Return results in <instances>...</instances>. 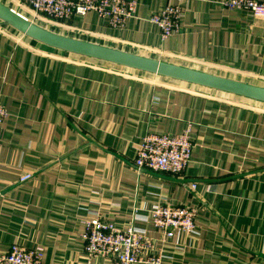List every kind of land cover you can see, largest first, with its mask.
<instances>
[{"label":"crops","instance_id":"obj_1","mask_svg":"<svg viewBox=\"0 0 264 264\" xmlns=\"http://www.w3.org/2000/svg\"><path fill=\"white\" fill-rule=\"evenodd\" d=\"M0 1L32 18L19 0ZM222 1L186 0L167 41L150 21L167 0H140L122 29L96 13L49 28L264 86V21ZM56 51L0 20L9 113L0 126V252L17 242L43 247L42 264H110L86 255L85 221L100 214L158 238L150 211L171 202L197 209L196 231L165 244L164 264H264V103ZM186 129L194 147L184 174L137 171L148 132Z\"/></svg>","mask_w":264,"mask_h":264},{"label":"built area","instance_id":"obj_2","mask_svg":"<svg viewBox=\"0 0 264 264\" xmlns=\"http://www.w3.org/2000/svg\"><path fill=\"white\" fill-rule=\"evenodd\" d=\"M167 1L150 17V21L158 26L163 41L181 29L186 0ZM19 3L33 13L34 20L66 25L72 19H85L96 13L110 27L116 28L136 14L140 0H19ZM222 5L228 9L246 10L264 21V1L224 0ZM8 116L0 99V126ZM193 147L190 129L181 133L150 131L138 146L134 166L139 172L179 176L185 173L191 162ZM29 178L31 174L24 175L21 181ZM191 187L196 189L197 184L192 183ZM196 216L197 209L185 205L171 202L157 205L150 211V221L159 233L156 238L134 225L121 228L96 214L85 221L84 251L90 259L107 257L110 264H164L165 244L176 236L193 234ZM177 248L183 249L180 245ZM43 258V247H26L17 242L7 252H0V264H42Z\"/></svg>","mask_w":264,"mask_h":264},{"label":"water","instance_id":"obj_3","mask_svg":"<svg viewBox=\"0 0 264 264\" xmlns=\"http://www.w3.org/2000/svg\"><path fill=\"white\" fill-rule=\"evenodd\" d=\"M0 20L48 47L264 103V86L85 41L28 21L0 1Z\"/></svg>","mask_w":264,"mask_h":264},{"label":"rangeland","instance_id":"obj_4","mask_svg":"<svg viewBox=\"0 0 264 264\" xmlns=\"http://www.w3.org/2000/svg\"><path fill=\"white\" fill-rule=\"evenodd\" d=\"M19 3V2H18ZM21 6H23L22 5V3H19V7H21ZM31 16H32V18H30L29 20H31V21H33V22H36V24H38V25H41V26H43V27H45V28H47V29H50L51 27H52V24L51 23H49L48 21H46V20H44V19H39V20H34L33 19V13L31 14ZM135 16V15H134ZM133 16V17H134ZM36 18V17H35ZM132 18V17H131ZM128 22V21H127ZM126 22V23H127ZM126 23L123 25V26H121V27H112V28H114V29H122L125 25H126ZM50 27V28H49ZM51 30V29H50ZM21 37H22V39H24V37L25 36H22L21 35ZM26 38V37H25ZM52 49V48H51ZM55 51V50H54ZM56 53H59V51L57 50L56 51ZM151 77H153V79H159L160 77L159 76H156V75H152Z\"/></svg>","mask_w":264,"mask_h":264},{"label":"bare ground","instance_id":"obj_5","mask_svg":"<svg viewBox=\"0 0 264 264\" xmlns=\"http://www.w3.org/2000/svg\"><path fill=\"white\" fill-rule=\"evenodd\" d=\"M13 10V9H12ZM14 11V10H13ZM15 13H17L19 16H21L22 18H24V19H26V20H28V21H31V20H29L28 18H26V17H24V16H22L21 14H19L18 12H16V11H14ZM41 26V25H40ZM43 27V26H42ZM45 28V27H44ZM47 29V28H46ZM48 30H50V29H48ZM52 31V30H51ZM54 32V31H53ZM57 33V32H56ZM61 51V50H60ZM70 54H72V53H70ZM75 55V54H74ZM106 63H108V62H106ZM116 65V64H115ZM118 66H120V65H118ZM121 67H124V66H121ZM125 68H128V67H125ZM129 69H131V68H129ZM133 70H135V69H133ZM137 71H141V70H137ZM141 72H143V71H141ZM144 73H148V72H144ZM148 74H152V73H148ZM152 75H155V74H152ZM158 76V75H157ZM160 77H163V76H160ZM163 78H167V77H163ZM168 79H170V78H168ZM174 80V79H173ZM178 81V80H177Z\"/></svg>","mask_w":264,"mask_h":264}]
</instances>
